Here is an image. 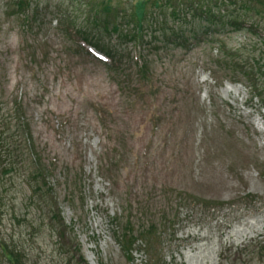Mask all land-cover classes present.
Returning a JSON list of instances; mask_svg holds the SVG:
<instances>
[{
    "label": "rangeland",
    "instance_id": "1",
    "mask_svg": "<svg viewBox=\"0 0 264 264\" xmlns=\"http://www.w3.org/2000/svg\"><path fill=\"white\" fill-rule=\"evenodd\" d=\"M190 1L0 0V264L1 242L26 264H76L74 242L86 264H264V0ZM141 3V40H126ZM190 5L252 26L154 50L159 27H178L172 6ZM96 21L125 26L98 35L127 71L109 73L80 38ZM230 61L259 68L256 88L231 80ZM125 205L156 230L127 255L114 239Z\"/></svg>",
    "mask_w": 264,
    "mask_h": 264
},
{
    "label": "trees",
    "instance_id": "2",
    "mask_svg": "<svg viewBox=\"0 0 264 264\" xmlns=\"http://www.w3.org/2000/svg\"><path fill=\"white\" fill-rule=\"evenodd\" d=\"M21 3H18V7H22V3H24V0H21ZM239 1V2H238ZM254 2L258 4V2H263L262 0H220L221 3L224 4H229V6L235 7L236 4H240L244 6V2ZM189 2H191L189 0ZM143 3L140 4L139 7H137L134 11L133 17L127 21L128 24H130V21H134V27L133 31H128L125 35L120 33L121 27H125L122 24L117 25L116 23L112 24L111 21H106V22H99L96 21V23L93 26V30H83L81 31L80 38L82 39L83 42H85L88 46H91L95 50H100L108 59L110 63H102L109 71V73H112L113 75H118L119 73L121 74V71H127V66L128 61H124L125 57L123 53H120L118 50H112L108 49V47H105V45L102 43V39L98 35V32L100 33V30H104L105 32L109 33V29L112 30L113 33L119 34L123 36L127 40V38L131 41L136 40L137 38L141 40V31H142V22L143 18L145 16L144 14V6L142 5ZM217 7H218V3ZM172 5V4H171ZM194 6V4L192 3ZM190 5L188 9L186 7H183L182 9H177L176 7L172 6V11H171V16L173 18V22H176L178 24L177 28H166L163 26L159 27V35L161 39H156L153 37V40H155V43H160L162 47H159V45L156 47L154 46L153 49L156 51L166 49L169 46H173L175 48H180L184 51H188L190 48L189 46H194V44L199 45L202 44L206 41L209 37H212L214 35H220L223 33H228L232 31H242L246 30V28H251L250 25H247V22H244L243 20L239 19L237 13L235 14V11H213L209 7L207 9H201L200 7H193ZM245 7V6H244ZM196 20H201L204 22L201 24L198 28L197 26H193L192 28L185 30V27L188 24H193L194 21ZM28 23L30 20H27ZM95 22V21H94ZM131 26V24H130ZM252 26V25H251ZM169 33V34H168ZM137 39V40H138ZM233 61V60H232ZM230 61L229 67L230 70H232L233 75H238L239 77L237 78H232L231 80H239L237 82L242 81H247L250 83L253 87L256 88V81L255 78L258 77V72H260L259 68L253 67L254 65L248 64L247 62L243 65L237 62H232ZM247 64V65H246ZM146 68V63L143 62L140 68V71H144ZM227 70V69H226ZM253 80H255L253 82ZM116 81V80H115ZM236 82V81H234ZM262 91V92H261ZM257 91L258 93L257 96L261 100L264 108V90ZM27 149H30L28 146ZM16 161L13 159V155L11 151L7 152V162L2 166V173L5 175H8V180L7 182L11 183L12 181V173L17 172L14 165ZM34 172L38 177H42V170L41 168L36 169L34 167ZM43 178V177H42ZM36 190H40V187H36L33 190V194L36 192ZM4 191H0V225H1V207L3 205V201L5 197L3 196ZM187 201H191L188 197L183 198V206H189L191 205L190 203H187ZM194 205H197L196 203H193ZM131 205L128 207L125 205V208L123 211L129 216L126 218V225L124 228H122L121 233H115L114 234V239L117 241L120 251L124 254H131V250L133 246L139 241V243L144 244L145 246L148 245L150 247L149 241L153 238H156V230L153 229V225L149 223L147 227L145 228L144 223L141 222L140 226L134 227L132 224L131 218L132 213H131ZM52 214V218L59 223L60 215L59 213L56 212H50ZM139 217L140 220H142V217H145L144 212H140V214L135 213V218ZM137 220H139L137 218ZM164 223V221H163ZM60 238L62 239V236L60 235ZM150 239V240H149ZM1 249H2V254L3 257L5 258V261L7 264H26V257L25 253L10 245L8 242H1ZM72 249L74 250V253L78 255L79 261L76 264H86L82 254L80 253V249L78 245L74 242L72 245ZM151 261V262H150ZM149 263H157L156 261L154 262L153 256L149 258ZM128 264H132L131 259L128 260ZM147 264V263H146Z\"/></svg>",
    "mask_w": 264,
    "mask_h": 264
}]
</instances>
